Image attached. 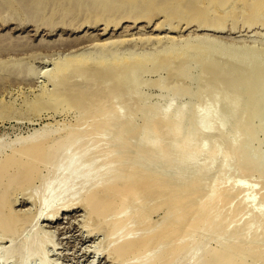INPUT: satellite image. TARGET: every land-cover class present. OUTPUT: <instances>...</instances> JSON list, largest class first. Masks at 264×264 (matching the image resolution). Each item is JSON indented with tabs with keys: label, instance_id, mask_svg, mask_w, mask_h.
<instances>
[{
	"label": "bare ground",
	"instance_id": "bare-ground-1",
	"mask_svg": "<svg viewBox=\"0 0 264 264\" xmlns=\"http://www.w3.org/2000/svg\"><path fill=\"white\" fill-rule=\"evenodd\" d=\"M196 1L197 0H157V1L153 0L152 2H150V0L147 2H145L144 0H127V1L125 0L123 2L117 1V2H115L116 5H120V6L125 7V8H126V6L127 7H130V6L141 7L144 5L145 6L146 5L154 6L155 7L154 9H152V8H150V9L133 8L132 10L129 9L130 11H127L126 13L123 12L126 14L123 16L124 21L133 20L134 22H137V23L139 21L151 22L155 16H161L163 18V21L158 23L156 28L158 30L165 29L166 32L174 33V34H176V36L168 37V35H165V36L156 37L155 40L157 41V43L158 42L161 43V42H163V40H166L168 42V44H167V42L165 43L167 45L161 44L162 46L156 47V49L152 52H139V51H132V50L124 51L121 47L122 44H124V43L119 41V39H118V41H109V42H105V43H102L101 45H99L100 48L96 49L95 51H91V52H87V53H85L84 51L81 53L75 52L74 54H70L69 56H66V58L63 59V61L57 62L55 64V70L52 74L53 77L50 80V83H51L53 88L51 89L48 87V85H44L42 88V94L39 98V101H41L42 103H44L45 101L47 102L49 100L50 101H59V102L60 101L61 102H68L69 104L72 105V107L74 106L75 109L80 110L81 113H80V115H78V116H80V118H77V119H80V121L83 120L84 122L86 121L85 119H89L91 122V123L90 122L89 123L91 124L92 129H89L88 131L85 128H84L85 130L82 128L75 130L73 127H72V129H68L67 128L68 126H67V127H64L65 129L67 128L66 130L61 131V129L60 130L59 129H53L51 126H54V125L50 124L51 129H49V131H48V129L44 131V129H46V127L49 128L48 127L49 125L48 126L44 125L42 128V131L35 130L33 133H31L30 136H27L21 140H19L20 139L19 138L18 139L19 144L17 143L16 144L17 146L16 145H15V147L13 146V148L10 150L11 152H9L7 155H5L3 157L1 156L2 158H0V230L2 231V233H3V231H5V233L9 232V233H12V235H14L15 232H12V230L16 227L13 228V226H19V224H23V222L25 223V220H26L24 217L21 218V220H20L18 215H15L16 212L15 211H14L15 213L12 212V209H13L12 207H14V204H12V202L10 203L9 194L14 187H16L18 184H19L18 186H20V184L30 183L34 178L38 179L36 177H39V176H40L39 178L49 177L48 175L51 172V170L53 169L55 171V169L57 168V167L53 168L54 164H58L57 166H61V165H59V163H56V161L57 160L59 161V159H62L61 162H65L64 157L66 155L69 156L68 150H70L71 148L75 149V147H73L74 145L77 146L75 150L83 149L84 152H82V153H84V154L89 153V150H90L89 146H91V147H93V146L88 145L89 148H85L83 145V147H82L80 144L83 142L81 141V143H80V140L81 139L83 140L85 138L84 136L89 135L88 133H90V132H94V133L96 131L99 132V131H101L100 129H102V131H104L103 129L106 130V128L111 130V127H110L111 125L113 126V124L116 121H120L124 118H125L124 121L122 120L123 123L120 125L121 127L115 126V127H117V129L116 128L114 129V126L112 127L113 130H111V131H113V133H112L114 135V136L112 135L113 139L109 140L107 142L108 144H106V146L104 148L102 147L103 149L100 150L99 153H92V155L94 154V157H92V158H91V155L88 154V155H90L89 159H88V157H86L87 155H85L84 158L81 157L82 160L84 159L83 161H86L85 157L87 158V161H86L87 164H82L85 162L77 161L79 159H77L73 155H70L69 157L66 156V160L68 159L67 163L69 162L68 165H70V163H71V167L70 166L69 167L72 169H70L71 171L69 170V174L66 175L67 177L65 176V181H64L65 182V189L60 194L63 196L67 195V193L71 194L70 192H72V191H70V190H72V188L76 186L75 184H77L79 182H81V183L84 182L85 188H82L83 192L81 191L82 193H81V198H79L80 199L79 202H80V204H82L84 206L83 207L84 209L85 208L88 209V212L90 213V214L88 213L89 215H91V216H92V214L93 215H99L98 217H100L102 214L106 215L107 213L112 212V213H115L117 216H119L118 218H117V216L115 217L117 219V222H118L115 224H119L117 226L114 224L112 219H109L110 221H112V226L115 225L113 227L115 229V231H113L111 233V234H113L112 236L114 237V239L111 238V240H114L113 243L114 242L115 243H114V246L112 245L113 251L111 249L110 252H113V253H111V255L114 254L113 256L115 257L116 261H118V263L116 262L117 264H124L125 261L123 262V260H125V258H127V257H130L131 255L136 256V254H138V256H136V257L147 256V255H144V253H145V251L147 254H148V252H152L149 250H153V252H157L158 254L157 253H155V254H157L158 256L154 254L156 257L153 255L154 256L153 259L148 260V261H150V263H147V264H162L163 261L165 263L166 260L168 261V259L173 258L174 252L178 251V253H179V251L182 252L184 250H187L188 248H189V250H192L195 247V245H199V243L194 242L195 240L191 241L190 235H187V234L190 231H193V229L190 230L191 228H193L192 227L193 225L197 226V224H200L199 222H197V224H194L195 219H201L204 216H206V217L208 216L207 215L208 212L205 210H207L208 208L210 210L211 207L214 206L212 204H211L212 205L211 207L209 206V203L214 202V201H211L212 199H209V198L211 197L214 200V197L216 195H218L217 193L222 192L221 186L223 185V182H224V184L228 183L227 182L229 180L228 178H231V177H229V174L231 173L230 175H232V172H233L232 170L234 168L238 169L240 167L241 170L244 169L245 171L247 170L248 172H251L252 170L251 171L248 170L249 167H251V168L255 167L256 171L258 169L260 172V170L263 169V171L261 173H264V165H262V163L261 164L258 163V161L255 162L256 161L255 158H257V156L264 155V154H261L260 152H258L259 155L256 156L255 153L252 154L253 152L250 153V151L249 152L245 151V149H244V148H246L245 145L242 142H240V141H242L241 140L242 138L239 137L240 135L239 136L237 135V134L241 133L240 131H242V130L245 131L247 129V128L246 129L244 128V127H246L245 126L246 124L243 121L245 118L242 119L241 117H239V115L237 114V113H239L238 110H240V108H241V110H242V108L246 109V110H250L253 107V106L251 107V103H250V102H252L250 100V96H251V92H252L251 87H252V84H255L253 82L257 77L255 74L256 73L255 69L253 67H251V68H252V71L254 69V73H249L248 75L238 74V75H235V76L233 75L230 77L225 76L227 78H224V77L221 78V76H218V77H220V79H218V78L217 79L220 81L223 80V78L225 81L229 80L228 83L226 82L224 84V87L226 84H229L228 88L231 91L230 94H232V95H231V98L225 99L223 102L219 101L220 103H218V102L213 103V106L215 108L213 111L209 110L211 113L209 111H207L209 109V107L205 108L204 111H206V114H209V115L199 113V111H201V109H202L201 107L197 108V109H200L199 111H197L196 107H192L193 109H191L189 112L187 111L188 109L185 108L188 99L191 96H193V94L197 90V86L194 85V82L193 81L190 82L191 79L194 80L193 78H189L190 79L189 81H185V80L189 77V75L192 76L191 74H192L193 70L202 64L205 67H208V68L212 67L213 70H216L217 69V68L215 69V67L217 65L216 64L217 63L216 62V56L219 57V55H220V57H221V54H223L221 48L219 47V44L221 45L222 42L218 43L219 38H217V37L212 38V36H217V35H215V33H224L225 32L224 25L217 23L218 20H213V19H211L212 17H210V15L212 16L213 14H217L216 12L218 11L219 7L218 8L216 7L217 9L216 8L214 9L215 4H217L216 0H208V4H205V5H204V1H201V0H198V2H196ZM7 2H9V1H7ZM226 2L228 4H233L234 6H235L236 2L238 4L237 0H233V1H231V0H228V1L227 0H220L219 3L221 6L219 4L218 5L221 7V9L219 11L223 10L222 6L224 9H227V7L224 6V4ZM229 2H232V3H229ZM240 2H243L241 4H244V2L246 5L249 4L248 7H251L252 5L254 7V4L256 3L255 0H243ZM252 2H255V3H252ZM13 3H15V2L13 1ZM259 3H260V5L259 6L256 5V7H255L256 13H257V11H260L259 9H261L260 7L263 5L262 1H260ZM39 4H40V2L38 3V5ZM38 5H36V6H38ZM43 5H44V3H43ZM233 5L232 6L230 5L231 7L228 6V10L229 9L233 10V8H235ZM242 8H244V7L242 6ZM91 9H93V8H91ZM105 10H107V9H105ZM234 10H236V9H234ZM241 10H244V9H241ZM251 10H252V8H250V12H251ZM239 11L240 10H238V12ZM93 12H95V10H93ZM222 12H224V11H222ZM116 13L117 12H115V14ZM133 13H135L136 15ZM225 13H226V11H225ZM106 14H108V13H106ZM218 14L220 16V13H218ZM222 14H224V13H222ZM233 14H234V12H233ZM110 15L111 14L109 13V16ZM112 15H114V14H112ZM226 15H228V14H226ZM249 15H251V14H249ZM173 16H175V17L177 16V18L179 19L178 20L179 22H177L176 24L168 22L170 17H173ZM215 16H217V15H215ZM105 17H107V16H105ZM196 17H198V18H196ZM262 17H263V15H262ZM223 18H224L223 15H221V19H223ZM243 18H245V17H243ZM214 19H215V17H214ZM225 19L228 20V17ZM183 20H184V22H182ZM258 21H256V22L258 23ZM250 22H248V23H250ZM259 22L264 23V21H259ZM88 23H91V22H88ZM251 23H253L251 25L255 24L254 21H252ZM109 24L110 23H108V22L104 23L106 29L109 28ZM182 24L184 26H182ZM78 26H81V25H78ZM250 26H249V28L252 27V26L251 27ZM255 27H257L256 24H255ZM187 28L188 29L191 28L192 30H190V31L192 33L185 38L181 37L182 34H180V33L184 29H187ZM140 40H142V39H140ZM225 51H224V53H227ZM260 52H262V51H260ZM242 53H243V51H242ZM236 54H238V55L233 57V63H231L233 66H238V64L240 62L239 60H241V57H242L239 55V53H236ZM254 55H256V54H254ZM225 57H226V55H225ZM227 57H229V56L227 55ZM217 59H219V58H217ZM231 59H232V57H231ZM254 59H256V58H254ZM235 60H237L239 62H237ZM244 60L245 59H243V61ZM249 60L250 61H248V60L247 61L251 62V63L253 61H255L253 63H256V60H251V58ZM260 62L259 63L257 62V64H250V65L255 66V65L260 64ZM193 63H196V64H193ZM171 64H175V65H177V67H174V66L172 67ZM219 64H222V63H219ZM169 65H171L170 67L174 68L173 70H176V68L178 70V68H181V67L184 69V67H185L184 65H190L191 67L189 68L188 73L180 72L181 74L176 75V76H172L170 74L171 79L173 80V86L174 87L171 89H167L169 91H167L166 94H163L162 96L158 97V99L153 101L148 106L144 105L145 101H147L146 99L148 98V96L144 95V92L142 94V91H141V93H139V91L142 90V86L144 84H146V85L149 84L147 81L148 79L146 78L147 79L146 80L144 78V76L146 74L152 73L154 70L159 71L160 69L165 68ZM243 65H244V62L240 64V66H239L240 70H241V66H243ZM247 66H243V67H247ZM227 67H229V66H227ZM172 68H170V70ZM233 68H235V67H233ZM262 68H263V65L261 66V69ZM202 69H203V66H202ZM224 69H226V68H224ZM227 69H229V68H227ZM231 69H229V70H231ZM173 70H171V71H173ZM177 70H176V72H177ZM180 70H182V69H180ZM199 70H201V69H199ZM238 70H239V68H238ZM257 70L260 71L259 65H258ZM219 71H221V69ZM216 72H218V71H216ZM220 73H222V72H220ZM235 73L237 74V73H241V72L236 71ZM259 73H257V74H259ZM172 74H176V73H172ZM209 74H211V72ZM219 75H221V74H219ZM241 75H243V76H241ZM202 76H204L203 79L208 77L207 75H206L207 77L205 75H202ZM93 79L95 82L94 83L95 86H94V89L92 90V89H90V87H91L90 85L93 84ZM215 81L218 83L217 80H215ZM90 82H92V84ZM222 82H224V81H222ZM197 84H199V83H197ZM225 88L227 89V86ZM209 89H211V88H209ZM221 89H224V88H221ZM200 90H202V89H200ZM220 91H223V90H220ZM215 92L216 91H214L211 94L215 95ZM221 93H223V92H221ZM138 94H142V95L139 96ZM199 94H201V92ZM209 96L211 97V95H209ZM243 96H245L246 98L245 99L241 98ZM213 98H215V96ZM219 98H220V96H219ZM225 98H227V97H225ZM253 99H256V98H253ZM42 103H41V105H42ZM61 104L59 103V105H61ZM215 104H217V105L215 106ZM50 105H52L54 107V105H56V104L54 102L53 104L50 103ZM57 106L58 105H56L55 107L58 108ZM53 109H55V108H53ZM39 110H40V108H39ZM121 110H123L124 112H122ZM204 111H202V112H204ZM253 111H255V109ZM137 114H142L141 124L139 126L136 125V121H135V116ZM236 115H238V118H236ZM245 116H248V115H245ZM122 117H124V118H122ZM234 117L236 120L234 121L233 129L231 131H226V124L229 121L228 119H230V118L232 119ZM246 119H247V117H246ZM249 119H252V117H250ZM116 123H118V122H116ZM261 124H263V123H261ZM247 125H249V124H247ZM74 126H76V125H74ZM57 127H58V124H57ZM212 129H214V131L216 133V134L214 133L213 137L217 138V140L220 142L221 145H215V146L212 145L211 146L212 141L213 140L215 141V139H212L210 136V132ZM245 132H247V131H245ZM182 133H184L183 137H181ZM199 134H201V137L206 136L205 137L206 139L202 138L205 140L204 141L205 143L199 142L200 141L198 139ZM179 135H181L180 141H178ZM243 136H247V135H243ZM164 137H166L165 138L166 142H165V140H163ZM0 138H2V137H0ZM135 139L141 140L142 141L141 145H143V147L140 148L141 146H138L139 148H137V150L134 149V151H135V152L133 151L134 153H132V154L128 153V155L124 154L125 155L124 156L123 155V153L125 152V151L123 152L124 147H126V145H128V143L129 144L133 143L131 141H133ZM251 139H253V138H251ZM163 142H165V143H163ZM138 143H140V142L138 141ZM215 143H217V142H215ZM246 143H248V142H246ZM224 144H227L226 146L230 145L229 148L230 149L233 148L232 151H234V152H232L233 154L228 157V159L226 158V156L224 157L226 159L222 163L223 164L221 166L222 170H220V171H222L221 172L222 174L225 173L228 176H226V177L224 175L219 176V177H223L224 179H226V180H224V179L220 180L221 182L223 181L222 185H220L218 183H217L218 185L216 184L218 187L220 186L221 189L220 188L219 189L221 191L220 190L219 191H213V190L218 188L217 186H216L217 188L215 187V189H212L211 191L217 192V193L213 194V196L212 195L209 196L208 198L205 197V199H208L207 201L205 199L201 200V201H203V203L206 201L202 207L200 205L194 204L195 206H197L198 209L200 207L203 209V208H205L207 202L209 200L211 201V202L209 201V203L207 205L208 208L204 210L207 213H203L202 212L203 210H201V212L203 214H200L199 211L201 208L199 210H196V208L190 207V204H191V206L193 204L192 202H190V201H192L191 200L192 197L193 198L198 197L197 195L199 194V192H201V194L203 192H205L207 194L206 191H203V192L201 191V190H205L206 188H202L203 185L200 184L202 179L199 178L198 173L200 171L201 175H203L202 173H204V175H205V174L211 172L212 168L216 166V163L218 161L217 159H219L218 157L222 156L221 153H223L222 149L224 148L222 145H224ZM241 145H243L242 146V147H244L243 149H242ZM78 147H80V148L77 149ZM252 147L253 146H251L249 148H252ZM68 148H70V149H68ZM126 148H125V150H126ZM129 148L131 149L130 145H129ZM92 150H95V148L93 147ZM247 150H250V149L247 148ZM258 150H260V147L258 148ZM255 152H256V150H255ZM111 153H113V157H112ZM84 154H81V155L83 156ZM95 154H98V155L96 156ZM99 154L101 155V157L102 156L107 157L108 155H111L110 159L113 160V163H111L112 161H110V159L108 158L110 162H109V164H107L108 159L106 158V160H105L102 157L104 159V161L107 162V163L105 162V165L109 166V167L108 168L104 167L105 165L103 163V160L99 162L100 164L97 163V165H96L95 162L99 161V159L96 157L101 158ZM200 155H203L209 161V163H207L208 165L206 164L208 166V168H206L207 166L203 165L206 168V169H204L205 171L201 167L202 166L201 164H204V163L201 162V164H200V163H197L195 160ZM62 156H63V158H61ZM153 156L157 157L158 161L163 163L161 166H163V165H165V163H167L168 166L165 165V167H168V169L173 168V166H171V165H174V164L176 165V166L174 165L175 168H181L182 166H180V167H177V166H179L180 163L183 164L182 169H177V170H180V171H178V173L175 172L176 174L174 173L175 175L173 177H169V178H173L172 179L173 181H171L172 183L170 181H168L169 184H171V185L166 184V183H168L166 181L165 185H168V188L166 187L165 189H162L163 187L161 188V186H162V183H161V186L159 188L155 189L156 186H159V185L155 186V184H156V182H158V180L161 179V182H163L162 179L165 180V179H167V176H170L173 174L168 175L169 173L167 174V172H169V171H167V172L164 171L166 174L164 172H162V174H158V172H157L158 167L156 166L157 165L156 162L150 163V164H152V166L148 163L149 161L143 163V161H142L143 158L146 159V161L149 158V160L151 162L150 157L152 158ZM155 157H153V158H155ZM201 157L202 156H200L199 160L203 161L204 157L202 158L203 160L201 159ZM222 158H223V156H222ZM182 160H184V161H182ZM154 161H157V160L153 159L152 162H154ZM263 161H261V162H263ZM76 162H79L81 164L80 165L76 164V165H78V167H77L76 165H74ZM236 162H238V163H236ZM233 163L237 164V166L239 164V167L237 168V166H236V167L232 168ZM256 163H258V164H256ZM263 164H264V162H263ZM41 165H44V168L48 167L47 165L51 166V168L49 167L50 168L49 170L47 168L48 173H47V175L44 174L45 176H43V174H40V173H42L41 172L42 168H40V167H43ZM153 165H155V167ZM159 165L160 164H158V166ZM169 166H171V167H169ZM92 167H94V170H95L94 173L91 170ZM165 167H164V170L166 169ZM76 168H79V170ZM201 169H202V171H201ZM39 171H40V173H39ZM91 172L93 174H91ZM248 172H247V174H248ZM38 174H40V175L38 176ZM262 175H264V174H262ZM41 176H43V177H41ZM196 176H198V177H196ZM215 176H216V174H215ZM183 177L189 178L188 184L186 186H184V184L181 183L182 186H180V185L177 186V184L179 183V181L181 182V179ZM206 177H208V176H206ZM219 177H218V179H220ZM46 178H45V181L49 180ZM55 178H57V176ZM55 178H54V180H55ZM185 178H183V179L185 180ZM194 178H199L200 180H197V179L194 180ZM218 179H216V180H218ZM167 180H170V179H167ZM203 180L206 181V179H203ZM43 181H42V183L45 182V181L44 182ZM42 183H41V185L43 186ZM185 183H187V182H185ZM253 184H255V183H253ZM226 185H228V184H226ZM183 186H184V188H182ZM243 186L245 187L246 185L239 184L237 186L239 188L238 191L240 190V188H243ZM179 187H181L182 189ZM211 187H213V186H211ZM235 187H236V185H235ZM252 188H254V187H252ZM157 189L164 190V191H160ZM41 190L42 189H40V191ZM231 190L232 189H230V192H231ZM223 191H224L223 193L227 192V190H225V189H223ZM230 192H229V194L232 193V192L231 193ZM223 193H220L219 198L225 197V196H221V195H225ZM195 194H197V195L195 196ZM60 195H59V197H60ZM137 195H139V196L142 195V199H143V201L140 199L141 201L140 202L138 201V204H136L137 203L136 200H138V199H136L135 201L133 200L134 198H137L136 197ZM63 196H61V197L63 198ZM59 197H56V200ZM68 197H69V195L67 196V198ZM149 197H155L156 199L161 198L162 201L164 200L163 203H161V204L157 203L159 205H157L151 209V213H152L151 215L152 216H153V214L158 213V211L161 212L162 209L164 210V212L162 211L164 214L162 216V220L164 222L161 225H158L159 224L158 220L161 218L157 219V222H158V224L156 222L157 226L150 227V225L151 226L154 225V224H150L152 222L151 219H150V221H147L148 223L145 224V221L150 217V214H148L146 212L147 215H149V217L146 219V214L143 210L145 209V207L148 208V206H146V205H147V201H148L147 198H149ZM163 197L164 198L166 197L167 199L166 198L162 199ZM62 198L61 199L59 198L60 202H61V200H65V201L67 200V199H65V197L63 199ZM215 198L216 199H215V202L213 204H216L218 201H220V203H217L216 206L214 208H212L214 211L212 210L213 213L211 212L212 214L210 215L209 218L204 217L206 220H209L208 227L206 228V231H207V229L211 228L209 226L211 225V223H213L216 220V219L214 220V218L217 217V215L220 213V211H222V208H225V207H222L224 205L221 202H223V199H228V195L226 198H223V199H219L218 196ZM69 200H67V201H69ZM52 201H54V200H52ZM67 201H66V203L62 204V207H60L61 209L64 207L65 208L69 207L68 204H70V203H67ZM133 201H134V204H136L138 206L134 205L132 203ZM247 202H248V200H247ZM254 202L256 203V201H254ZM199 203H200V201L196 204H199ZM224 203H225V201H224ZM255 203L253 205H256ZM132 204H133V206H132ZM39 205H40L39 210H37L38 212L35 215H31L32 216V219H31L32 222L40 219L45 214V210H43V208L41 207V203ZM178 206H182V208H184V209L186 208L188 210V211H186L187 213L182 212V214H181V210L178 209ZM198 206H200V207H198ZM220 208H221V210H220ZM250 209H253V208H250ZM253 210L256 211L255 209H253ZM59 211H60V209L58 211H56L51 218H50V216H48L47 220L48 221H54V219L57 218ZM147 211H149V210H147ZM196 211H198L201 218L199 216H197V218H194L195 217L194 215L197 213ZM143 212L145 214L144 215L145 218L142 214ZM234 212H236V213L231 215L233 217V220H236L235 219L236 217L242 215V214H240V215L237 214V212H239V211H234ZM193 213H195V214H193ZM249 213L250 214L245 215V217L251 215V212H249ZM201 215H203V216H201ZM114 216L115 215H112V217H114ZM192 216H194V217H192ZM253 216H255V215H253ZM253 216L251 215L250 217H253ZM95 217H97V216H95ZM241 218L238 217V219L242 220ZM248 218H246V219H248ZM256 218L258 221L264 220V214H259L258 217L256 216ZM98 220H100V218ZM233 220H231V221H233ZM197 221H202V220H197ZM217 221L219 222V220H217ZM253 221L254 222L251 221L253 224L257 223V222H255V220H253ZM205 222H201L202 224L200 226H202L203 224L204 225L207 224V222L206 223ZM215 222L213 223L215 225V227H224V228L227 227L225 225L219 226L217 224V222L216 223ZM238 222L239 221H237L236 225L239 224ZM247 222H250V221H247ZM148 224H150L149 225V229L151 228L150 232L147 231V229L146 230L144 229V228H148L147 227ZM241 224H243V223H241ZM103 225H102V227H103ZM106 225H107V223H106ZM248 225H250V224H248ZM144 226H146V227H144ZM200 226H198V227H200ZM115 227H117V228H115ZM142 227H144V228H142ZM204 227H206V226H203L202 228H204ZM215 227L213 226L212 229L214 230ZM239 227H240V225H239ZM239 227H237V228H239ZM228 228L229 227H227V229H226L227 233L231 227L229 229ZM100 229H102V228H100ZM198 229L199 228H197L196 231H198ZM212 229H211V232H213ZM219 229L223 230V228H219ZM243 229H245V228H243ZM140 230H141V233H140ZM234 230H235V228L230 229V231L232 232V233H230V231H229L228 234H230V235L223 232L225 230L222 231L223 233H225L226 236L228 235L231 238L232 237L234 238V240L232 242L229 241V243L226 246H224V247L222 246V248L219 250L213 249L214 251L213 250L208 251V250H206L208 248H205V247L201 248V246H200V248L203 249L202 252L198 251L200 249H198V250L193 249L191 251V253L189 255H187V257L185 258V262L183 264H264V251H263V253L260 252L261 254L259 252H257L259 254L258 255L255 254L257 256L254 257V259H251L249 261L246 258H244L243 256H241L238 259H235L236 258L235 256H234L235 258L233 256H231V253H233V250H235V247L239 245V243H237L238 235L236 236L238 230L237 231H234ZM247 230H249V228ZM251 230H249V231H251ZM142 231H144V232H142ZM146 232H148V233H146ZM207 232H210V231H207ZM218 232H219V234L221 233L220 231H218ZM108 233H110V232H108ZM190 233H194V232H190ZM244 233H246V232H244ZM186 236L187 237L189 236V240L186 239L187 238ZM9 237H11V236H9ZM194 239H196V238H194ZM256 239L259 240L258 237ZM256 239H254L255 242L258 241ZM200 242H203V241H200ZM251 242L252 241H250V243ZM26 243H25V245H23L22 249H26L27 247L30 248V246L32 245L33 242H30L28 244H26ZM12 244H14V243H12ZM12 244L10 246H8L7 248H5L2 251L3 253L1 252L2 257L5 258V257H8L10 254H12V255L14 254L15 251H14ZM248 244H247V246H248ZM254 244L255 243L252 242L251 244H249L248 248L255 247ZM244 246H246V245L244 244ZM255 248H258V247H255ZM255 248H253L251 250H254ZM239 250H241V249H239ZM260 251H262V250H260ZM40 255H42V254L40 253ZM148 256H152V254L148 255ZM236 256H238V255H236ZM147 258L150 259V257H147ZM127 260H130V258ZM127 260H126V262H127ZM173 260L174 259L169 260L170 262L166 263V264H176ZM145 263L146 262H144V264ZM137 264H142V262L140 261Z\"/></svg>",
	"mask_w": 264,
	"mask_h": 264
},
{
	"label": "rangeland",
	"instance_id": "rangeland-1",
	"mask_svg": "<svg viewBox=\"0 0 264 264\" xmlns=\"http://www.w3.org/2000/svg\"><path fill=\"white\" fill-rule=\"evenodd\" d=\"M7 1H9V2H7ZM13 1L15 3H13ZM117 1L123 2L125 0H103V1L102 0H0V137H2V138H0V158H2L3 156H5L9 152H11L10 150L13 148V146L15 147V145L17 143L19 144V140H21L27 136H30L31 133H33L35 130L42 131V128L44 125L45 126L49 125L48 126L49 128L46 127V129H44V131L47 129L49 131V129H51V127L53 129H59V130L61 129V131L66 130L67 128L72 129V127L75 130H77L79 128H82V129L85 128L87 131L89 129H92L91 124H90L91 122L89 119H85L86 120L85 122L83 120H82L83 121L82 122V121H80V119H77V118H80V116H78L81 113L80 110L75 109L74 106L72 107V105L69 104L68 102H61V101L59 102V101H50L49 100L47 102L45 101L46 103L44 102L45 103L44 104L41 101H39V98L42 94V88L44 85H48V87L51 89L53 88L51 83H50V80L53 77L52 74L55 70V64L57 62L63 61V59H65L66 56H69L70 54H74L75 52L81 53L84 51L85 53H87V52L95 51L96 49L100 48L99 45H101L102 43L109 42V41H118V39H119V41L124 43L121 46L124 51L132 50V51H139V52H152L156 49V47H160L167 42L166 40H163V42L157 43V41L155 40L156 37L165 36V35H168V37L176 36V34H174V33L166 32L165 29L158 30L156 28L158 23L163 21V18L161 16H155L151 22L139 21L137 23V22H134L133 20L124 21L123 16L126 15L125 13L127 11H130L133 8H139V9H141V8L142 9L152 8V9H154L155 8L154 6H152V5L151 6H149V5L145 6L144 5L141 7H137V6L136 7H134V6L127 7L126 6V8H125V7H122L120 5H116L115 2H117ZM144 1L147 2L149 0H144ZM152 1L153 0H150V2H152ZM154 1H157V0H154ZM201 1H204V5L208 4V0H201ZM231 1H233V0H231ZM237 1H238V4L236 2L235 6L233 4H228L226 2L224 4V6H226L227 9H224L222 6L223 10L219 11L221 9V7H220L221 5L219 3L220 0H216L217 4H215L214 9L216 7L217 8L219 7L218 8L219 12L217 11L216 12L217 14H213L212 16L210 15V17H212L211 19H213V20H218L217 23L223 24L225 27V32L224 33H215V35H217V36H212V38L217 37L220 40V41L218 40V43L222 42L221 45L219 44V47L221 48L223 54H221V57H220V55H219V57L216 56V62H217L216 63L217 65L215 64L216 65L215 69L217 68L216 70H213L212 67H210V68L205 67L203 64L200 66L198 65L199 67H197V68L195 67L196 69L193 70V72L191 74L192 76L189 75V77L185 80V81H189L190 80L189 78H193L194 80L191 79L190 82L193 81L194 85L197 86L196 92L193 94V96H191L188 99L185 108L188 109L187 111L189 112L191 109H193L192 107H196V109L198 107H201L202 109L203 108L204 109L203 110L201 109V111H199L200 109H197V111H199V113L209 115V114H206V111H204L205 108L209 107V109L207 111H209V110L213 111L215 108L213 106V103H216V102L220 103V102H223L225 99L231 98L232 94H230L231 91L228 88L229 84L225 85V87L227 86V89L229 91L224 87V84L226 82L228 83L229 80L225 81L224 78H227V77H230L233 75L235 76L238 74L248 75L249 73H254V69H255V72H256L255 74L257 77L253 82L255 84H252V87H251L252 92H251L250 100L252 102L249 101L251 103V107L253 106L252 107L253 109L250 107L251 108L250 109L251 111H250V110H246L243 108L241 110V108H240V110H238L239 113H237L239 115V117H241L242 119L245 118L243 121L246 124L245 125L246 127H244V128L245 129L247 128L245 130L247 132L242 130V131H240L241 133L237 134V135L238 136L240 135L239 137L242 138L241 139L242 141H240V142H242L246 147V148H244V147H242L243 145H241L242 149L244 148L245 151H247V152L250 151V153L253 152L252 154L255 153L257 156V155H259L258 152H260L261 154H264V72H263L264 71V25H263L264 23L259 22V21H264V0H258V1L255 0V2L257 1L258 3L252 2V3H255L254 7H253V5L251 7H248L249 4L247 3L248 5H246L245 2H244V4L246 6L244 4H241L243 2H240V1H243V0H237ZM260 1H262L263 5L260 7L261 9H259L260 11H257V13H256L255 7H256V5H258V6L260 5V3H259ZM39 2H40V4L38 5ZM196 2H198V0ZM43 3H44V5H43ZM229 3H232V2H229ZM36 5H38V6H36ZM230 5L231 6L233 5L235 8H233V10L232 9L228 10V6H230ZM242 6L244 8H242ZM91 8H93V9H91ZM250 8H252L251 12H250ZM105 9H107V10H105ZM234 9H236L237 11ZM241 9H244V10H241ZM93 10H95L96 13L93 12ZM238 10H240V11L238 12ZM222 11H224V12H222ZM225 11H226V13H225ZM115 12H117V13L115 14ZM123 12H125V13H123ZM233 12H234V14H233ZM106 13H108V14H106ZM109 13L111 14L110 16H109ZM218 13H220V16ZM222 13H224V14H222ZM112 14H114V15H112ZM133 14H135V13H133ZM226 14H228V15H226ZM249 14H251V15H249ZM215 15H217V16H215ZM221 15H223V17H224L223 19H221ZM262 15H263V17H262ZM105 16H107V17H105ZM214 17H215V19H214ZM227 17H228V20L225 19ZM243 17H245L246 19ZM196 18H198V17H196ZM178 20L179 19L177 18V16L176 17L173 16V17H170L168 22L176 24L177 22H179ZM250 21L251 22L254 21V23L256 21H258L259 24L256 22L255 24L257 27H255V24L251 25L253 23H251ZM88 22H91V23H88ZM107 22L110 23L108 29H106L105 25H104V23H107ZM182 22H184V20ZM248 22H250V23H248ZM78 25H81V26H78ZM182 26H184V25L182 24ZM249 26L251 28H249ZM190 30H192V29L191 28L184 29L180 33V34H182L181 37L185 38L188 35H190L192 33ZM140 39H142V40H140ZM167 44H168V42H167ZM167 44H165V45H167ZM224 51L227 53H224ZM242 51H243V53H242ZM260 51H262V52H260ZM236 53H239V55L243 57V58L241 57V60H239V61L241 63L244 62L243 66L248 65L247 67L241 66V70H240L239 66L241 63L239 61H237L238 59L235 60V61L239 62V64L236 62L238 64V66H233L231 64V63H233V57L238 55ZM254 54H256V55H254ZM225 55H226V57H225ZM227 55L229 57H227ZM231 57H232V59H231ZM217 58H219V59H217ZM250 58H251V60H256V63H253L255 61H253L252 63L248 62V61H250L249 60ZM254 58H256V59H254ZM243 59H245V60L243 61ZM257 62L258 63L260 62V64H258L260 66V71L257 70L258 65H255V66L250 65V64H257ZM219 63H222V64H219ZM193 64H196V63H193ZM171 65H172V67L173 66L177 67V65H175V64H171ZM171 65H169L165 68H162L159 71L154 70L152 73L146 74L147 76L146 75L144 76L145 79L146 78L148 79V80L147 79L146 80L149 83L148 85L144 84L142 86V90L139 91V93H141V91H142V94L144 92V95L148 96V98L146 99L147 101H145L144 105L148 106L153 101L158 99V97L162 96L163 94H166L167 91H169L167 89H171L174 87L173 86V80L171 79V75L176 76V75L181 74L180 72L188 73L189 68L191 67L190 65H184L185 66L184 69L181 67V68H178V70H177V68H176V70H177V72H176V70H173L174 68L170 67ZM262 65H263V68H262L263 70L261 69ZM202 66H203V69H202ZM227 66H229V67H227ZM232 66L235 68H233ZM251 67L254 68L253 71H252ZM170 68H172L171 70H173V71H171ZM224 68H226V69H224ZM227 68H229L231 70H229ZM238 68H239V70H238ZM180 69H182V70H180ZM199 69H201V70H199ZM220 69H221V71H219ZM216 71H218V72H216ZM236 71L237 72L240 71L241 73L236 74L235 73ZM210 72H211V74H209ZM220 72H222V73H220ZM172 73H176V74H172ZM226 73L227 74L229 73V74L227 75ZM257 73H259V74H257ZM219 74H221V75H219ZM202 75L208 76V77L206 76L207 77V78H205L206 80L203 79L204 76H202ZM218 76H221V78L224 77L223 80H221V81L218 80V79H220V77H218ZM225 76H227V77H225ZM241 76H243V75H241ZM215 80H217L218 83ZM222 81H224V82H222ZM90 83L92 84V82H90ZM94 83L95 82L93 79V84L90 85L91 87L89 86L90 89H92V90L94 89V86H95ZM197 83H199V84H197ZM209 88H211V89H209ZM221 88H224V89H221ZM200 89H202L204 92ZM220 90H223V91H220ZM214 91H216L215 95L211 94ZM200 92H201V94H199ZM221 92H223V93H221ZM142 94H138V95L141 96ZM209 95H211V97ZM214 96H215V98H213ZM219 96H220V98H219ZM225 97H227V98H225ZM241 98L245 99L246 97L243 96ZM253 98H256V99H253ZM54 102L56 105H58L57 106L58 108L55 107L56 105H54V107L52 105H50V103L53 104ZM41 103L43 106L41 105ZM59 103L60 104L62 103V104L59 105ZM216 105L217 104H215V106ZM39 108H40V110H39ZM53 108H55V109H53ZM254 109H255V111H253ZM121 111L124 112L123 110H121ZM202 111H204V112H202ZM238 115H236V118H238ZM245 115H248V116H245ZM246 117H247V119H246ZM250 117H252V119H249ZM122 118H124V117H122ZM141 118H142V114H137L135 116V121H136L137 126H139L141 124ZM124 119H122V120L124 121ZM122 120L116 121V122H118V123L115 122L117 125L115 123L113 124L114 129L115 128L117 129V127L123 123ZM228 120L229 121L226 124V131H231L234 127V121L236 119L234 117V118H232V119L230 118ZM261 123H263V124H261ZM50 124H53L54 126H51ZM57 124H58V127H57ZM247 124H249V125H247ZM74 125H76V126H74ZM113 126L112 125L110 126L111 130H113L112 129ZM115 126H117V127H115ZM64 127H67V128L65 129ZM107 129L108 128H106V130L103 129L104 131H102V129H100L101 131H99V132L96 131L99 135L96 132L95 133L90 132V133H88L89 135L84 136L86 139L83 137L84 139L80 140V143H81V141L83 142L81 144L79 143L82 147H83V145L85 148L90 147L89 153H87V152H86L87 154L82 153V152H84L83 149L75 150L77 146L74 145L73 147H75V149L71 148V147H70L71 149L68 148V149H70V150H68L69 152L67 151L69 156L73 155L74 157L79 159L77 161L85 162L82 164H87L86 163V161H87L86 157H88V159L90 158V155H91V158L94 157V154L92 155V153H99L100 150H102L106 146V144H108L107 142L109 140L113 139L112 138L114 136L112 134L113 131H111L110 129H108V130ZM214 133H215V131H214V129H212L210 132V136L212 139H215V141L214 140L212 141L211 146L212 145L213 146L221 145L220 142L217 140V138L213 137ZM201 134H199V136H198L199 137L198 139L200 140V141L199 140L198 141L201 143L202 142L205 143L204 142L205 140L202 138H205L206 136L201 137ZM243 135H247V136H243ZM180 136L181 135H179L178 141L181 140L180 138L184 136V133H182L181 137ZM165 138L166 137H164L163 140H165V142H166ZM251 138H253V139H251ZM136 140L137 139L131 141L133 143H130V144L128 143V145H126L127 148L124 147V150L122 149L123 152L124 151L126 152V153L124 152L123 155L124 154L128 155V153L129 154L134 153L135 152L134 149L137 150V148H139L138 146H141L140 148L143 147V145H141L142 141L141 140L136 141ZM138 141L140 143H138ZM165 142H163V143H165ZM215 142H217V143H215ZM246 142H248V143H246ZM88 145H92L95 148V150H92L93 147H91V146L88 147ZM129 145H130L131 149L129 148ZM226 145L227 144L222 145L224 147V148L222 147L223 153H221L223 158H222V156L218 157L219 159H217L218 161L216 163V166L212 168L211 172H209L205 175H204V173H202L203 175H201V172L199 171V173H198L199 178L202 179L200 184L203 185L202 188L207 189V190L205 189V190H201V191L202 192L206 191L207 194L205 192H203L202 194H201V192H199L198 195L195 194V196L197 195L198 197H194V198L192 197V199H191L192 201H190V202H192L193 204H192V206L190 204V207H194V208H196V210H199L205 204V202L208 200V199H205V197L208 198L211 195L213 196V194L217 193V192H213V191H219L221 189L220 186L218 187L217 185L218 184L222 185L223 181L221 182L220 180L224 179V178L219 177V176L220 175L221 176L224 175L225 177L228 176L225 173L222 174L221 173L222 171H220V170H222V168H221V166L223 165L222 163L226 158L228 159V157L233 154L232 152H234V151H232L233 148H231V149L229 148L230 145L229 146H226ZM251 146H253L254 148L253 147L249 148ZM80 147H78L77 149H79ZM259 147H260L261 151L258 150ZM125 148H126V150H125ZM247 148L250 150H247ZM255 150H256V152H255ZM81 154H84V155L82 156ZM88 154H90V155H88ZM111 154L113 157V153H111ZM85 155H87L85 157L86 161H83L84 159L82 160V158H84ZM95 155L97 156L98 154H95ZM66 156H68V155H66ZM66 156L64 157L65 162H61L62 159H59V161L58 160L56 161V163H59V165H61V166H57L58 164H54L53 168L54 167H57V168L55 169V171L53 169L51 170V172L48 175L49 177L46 178L43 176L47 175V173H48L47 168L49 170L51 168V166L47 165L48 167L44 168V165H41V166H43V167H40V168H42V171H41L42 173H40V171H39V173L43 174V176H41L43 178H39L40 174H38L39 177H36L38 179L34 178L30 183L20 184V186H18L19 185L18 184L16 187H14L11 190V192L9 194V201H10V203L12 202V204H14V207H12L13 208L12 212L15 211L16 212L15 215H18L20 220L23 217L26 220H25V223L23 222V224H19V226H13V228L16 227L12 230V232H15L14 235H12V233H9V232L5 233V231H3V233H2V231L0 230V264H117L118 263V261H116L115 257L113 256L114 254L111 255V253H113V252H110V250L113 248L114 243H115V242L113 243L114 240H111V238L114 239V237L112 236L113 234H111V233L113 231H115V229L113 227L115 225L116 226L119 225V224H115V223H118L117 219L115 218L117 215L115 213H112V212H109L106 215L102 214L100 217H98L99 215H93V214H92V216L89 215L90 213L88 212V209H86V208L84 209L83 208L84 206L82 204H80V202H79V200H80L79 198H81V193L83 192L82 188H85L84 182H82V183L79 182V183H77L78 185L75 184L76 186L73 187L72 190H70V191H72V192H70L71 194L67 193V195H64V196L60 195L61 192L65 189V182H64L65 176L67 174H69V170L72 169V168H70L71 163H70V165H68L69 162L67 163L68 159L66 160ZM110 156L111 155H108L107 157H103V156L102 157L106 160V158L110 159L111 158ZM200 156H202L201 159L204 157L203 155H200ZM200 156L197 157L195 160L197 163H200V164H201V162L204 163V164H201L202 165L201 167L204 170V169L208 168L207 163H209V161L205 157H204V160L202 159L203 161H200L199 160ZM225 156H226V158H224ZM100 157H101V155H100ZM102 157L101 158L96 157L99 159V161L95 162L96 165H97V163L100 164L99 162L102 160H103V163L105 165L106 161H104V159ZM153 157H155V156H153ZM153 157L152 158L150 157L151 162H150L149 158L147 159V161H146V159L143 158L142 161H143V163L149 161L148 162L149 164L156 162V164H157L156 166L158 167L157 168L158 174H162V172H164V171H166V172L169 171V172H167V174L169 173L168 175L173 174V175L167 176V179H170V180L162 179L163 182H161V179L158 180V182H156L155 186L156 185H159V186H156L155 189L159 188L161 186V183H162L161 188L163 187L162 189H165L166 187L168 188V185H165L166 181L167 182L173 181L172 180L173 178H169V177H173L176 173H178V171H180V170H177V169H182L183 164H181V163H180V165L178 164L179 166H177V167L182 166L181 168H175L176 165L174 164L175 166L171 165V166H173V168L168 169V167H165V165L168 166L167 163H165V165L161 166L163 163L159 162L157 157H155V158H153ZM61 158H63V156ZM109 159L107 160L108 163L107 162L106 163L109 164L110 161H112L111 163H113V160L110 159V161H109ZM153 159H156L157 161L152 162ZM255 160H256L255 162L258 161V163H260V164L262 163V165H264L263 164L264 155L257 156V158H255ZM182 161H184V160H182ZM261 161H263V162H261ZM79 162H76L74 165H76V164L80 165L81 163H79ZM236 163H238V162H236ZM258 163H256V164H258ZM158 164H160V165L158 166ZM234 164L235 163H233L232 168L237 166V164H235V165ZM78 165H76V166L78 167ZM150 165L152 166V164H150ZM203 165H205L207 167L205 168V166H203ZM153 166L155 167V165H153ZM171 166H169V167H171ZM104 167L108 168L109 166L105 165ZM164 167L166 168L165 170H164ZM238 167H239V164H238L237 168ZM76 169L79 170V168H76ZM202 169H201V171H202ZM238 169L234 168L232 170L233 171L232 175H230L231 173L229 174V177H231V178H228L229 179L227 181L228 183H226L228 185L224 184V182H223V185L221 186L222 192H220V193L224 192L223 189L227 190V192H226L227 194L223 193L225 195H221V196H225L223 198H226L228 195V199L219 198V195H220L219 192L217 193L218 195L215 196V197L218 196L219 199H223V202H221V203H223V205H224L222 207H225V208H222V211H220V213L217 215V217L218 218L220 217V218L218 219L217 217H215L214 220L216 219L215 221L217 222V224L219 226L225 225L229 228L231 227L230 229L235 228L234 231L238 230L236 236L238 235L237 243H239V245L238 244L237 245L239 247L238 246H236L237 248L235 247V250H233V253H231V256H233V257L235 256L236 257V258L234 257L235 259H238L241 256H243L244 258H246L249 261L251 259H254V257H256L260 252L263 253V251H264V233H263L264 232V220L258 221L256 218V216L258 217L259 214H264V199H263L264 198V175H262L264 173H261L263 171V169L260 170V172H259L258 169H257V171L255 170L256 169L255 167H253V168L249 167L248 170H250V171L252 170L251 172H248L246 170L249 175L247 174V172L244 169H242L244 172L240 169V167ZM91 170L94 173V171H95L94 167H92ZM93 173L91 172V174H93ZM215 174H216V176H215ZM56 176H57V178H55ZM206 176H208V177H206ZM196 177H198V176H196ZM218 177L220 179H218ZM45 178L49 179V180L45 181ZM54 178L56 181L54 180ZM183 178H185V177H183ZM183 178L181 179V182L179 181L177 186L178 185L182 186V184H184V186H186L188 184L189 178H185V180ZM199 178H194V180L195 179L200 180ZM203 179H206V181ZM216 179H218V180H216ZM224 180H226V179H224ZM42 181L44 183H42ZM185 182H187V183H185ZM41 183L43 184V186L41 185ZM253 183H255V184H253ZM166 184H169V182ZM239 184H244L246 186L245 187L243 186V188H240V190L238 191L239 188L237 186ZM169 185H171V184H169ZM235 185H236V187H235ZM184 186L182 188H184ZM211 186H213V187H211ZM215 187L217 189H215ZM252 187H254V188H252ZM179 188H181V187H179ZM40 189H42V190L40 191ZM212 189H215V190L211 191ZM230 189H232L231 190L232 193L230 192ZM157 190H160V189H157ZM160 191H164V190H160ZM229 192L231 194H229ZM59 195H60V197H59ZM68 195H69V197L67 198ZM61 196H63V198L65 197V199H67V200L70 199L69 201L66 200L67 203H70V204H68L69 207H66V208L64 207L62 209L60 208V207H62L63 203H66L65 200H61V202H60V199L62 198ZM56 197H59L60 199L57 198V200L59 199L57 201ZM136 197L137 198L133 199L134 201L136 199H138V200H136L137 203L135 202L136 204H138V201L139 202L141 200L143 201L142 195L141 196L137 195ZM215 197H214V200L211 197L209 199H212L211 201L215 202V199H216ZM165 198L163 197L162 199H165ZM157 199L155 197L147 198L148 201H147L146 206H148V208L145 207V209L143 210L146 214V219L149 217V215H147V213L150 214V217L147 220L145 219L146 220L145 224L148 223L147 221H150V219L153 223L152 222L151 223L149 222V223L154 224L152 226L150 224H148L147 225L148 228H144L146 226L142 227L145 230L147 229V231H149V232L151 231L150 230L151 228L149 229V225H150V227L157 226L156 225L157 219L161 218L158 220L159 224L157 222L158 225H161L164 222L162 220V216L164 215L163 209H162L163 212L158 211V213L153 214V216L151 215L152 214L151 209L153 207L163 203V201H164V200L162 201L161 198L160 199L157 198ZM203 199L206 200V201L204 200L205 201L204 203H203V201H201ZM52 200H54V201H52ZM247 200H248V202H247ZM253 200L256 201V203ZM134 201L132 202L133 204H134ZM199 201H200V203L196 204ZM209 201L207 202L205 208H203V209L201 208L199 211L200 214L208 212L207 213L208 218L210 217V215L214 211L212 208H214L217 203H220V201H218L216 204H213L214 202L210 201L211 203H209ZM224 201H225V203H224ZM40 203H41V207L43 208V210H45V214L40 219L32 222L31 221V219H32L31 215H35L38 212L37 210H39V206H40L39 204ZM157 203H159V204H157ZM208 203H209L210 207L212 205H214L213 207H211V209H210L211 211L207 207ZM254 203L256 205H253ZM133 204H132V206H133ZM136 204H134V205H136ZM194 204L200 205L201 207L198 206V207H200L198 209L197 206H195ZM136 206H138V205H136ZM250 208H253L256 211H254L253 209H250ZM59 209H60V211L58 213L57 218L54 219V221H48L47 217L50 216V218H51L54 215V213L56 211H58ZM178 209L181 210V214H182V212L187 213L186 211H188L186 208L185 209L182 208V206H178ZM205 209H207V210H205ZM147 210H149V211H147ZM201 210H203L202 211L203 213L201 212ZM204 210L207 212H205ZM220 210H221V208H220ZM234 211H239L240 213L237 212L238 215L242 214L240 216L237 215L240 218L242 217L241 218L242 220L238 219V217L235 218L236 220H233V217L231 215L236 213ZM144 212L142 213L143 216L145 215ZM196 212L198 213V211H196ZM249 212H251L252 216L253 215H255V216L250 217L251 215H249V216L245 217V215L250 214ZM193 214H195V213H193ZM196 214L194 215L195 217L194 216H192V217H194V218H197V216L200 217L199 213L197 215ZM112 215H115V216L112 217ZM95 216H97V217H95ZM201 216H203V215H201ZM118 217L119 216H117V218ZM204 217L207 218L206 216H204ZM204 217H202V218L200 217L201 219H195L194 220V222H195L194 224H197V222L200 223V224H197V226L195 225L197 228H199L198 231H196L197 228L193 225L192 226L193 228L190 229V230L193 229V231H190V232H194V233L189 232L187 234V235H190L191 241L195 240L194 242L199 243V245H195V247L193 249H195V250L200 249L198 251H201V252L203 250L201 248H203V247L208 248V249H206L208 251L213 250V249L219 250L222 248V246L223 247L226 246L229 243V241L232 242L234 240L233 237L231 238L230 236H228V235H230V234H228L230 229L228 228L229 231L227 233V230H226L227 227H225V228L224 227H215V225L213 224L215 221L213 223H211V225L209 226L211 228L207 229V231H210V232H207L206 228L208 227L209 220H206ZM99 218H100V220H98ZM144 218H145V216H144ZM246 218H248V219H246ZM109 219H112L115 225L112 226V221H110ZM197 220H202V221H197ZM217 220H219L220 223ZM231 220H233V221H231ZM253 220H255V222H257L258 224L257 223L253 224L252 223V222H254ZM205 221L207 222V224H205V225L203 224L202 226H200L202 224L201 222H205ZM237 221H239L238 225H236ZM247 221H250V222H247ZM106 223L108 226L106 225ZM241 223H243V224H241ZM248 224H250V225H248ZM102 225H103V227H102ZM239 225L241 228L239 227ZM198 226H200V227H198ZM203 226H206V227L202 228ZM213 226L215 227L214 230L212 229ZM237 227H239V228H237ZM100 228H102V229H100ZM115 228H117V227H115ZM219 228H223V230H225V231H223L222 229H219ZM243 228H245V229H243ZM248 228H249V230H251V229L252 230L249 231V230H247ZM211 229L213 232H211ZM218 231H220L221 233L219 234ZM222 231L228 235L226 236L225 233H223ZM231 231H230V233H232ZM108 232H110V233H108ZM142 232H144V231H142ZM244 232H246V233H244ZM140 233H141V230H140ZM146 233H148V232H146ZM9 236H11V237H9ZM257 237L259 238V240L256 239ZM194 238H196V239H194ZM186 239L189 240V236ZM254 239H256L258 241L255 242ZM200 241H203L204 243L200 242ZM250 241L254 242L256 244V245L254 244V246L258 247V248H255V247L248 248L249 244L252 243V242L250 243ZM30 242H33L32 245L30 246V248L27 247L26 249H22V247H23V245H25V243L28 244ZM12 243H14V244H12ZM11 244L13 245V248L15 251L14 254L13 255L10 254L8 257H5V258L2 257L1 256L3 253L2 251L5 248H7L8 246H10ZM244 244L246 246H244ZM247 244H248V246H247ZM200 246H201V248H200ZM253 248H255L254 249L255 251L251 250ZM239 249H241V250H239ZM192 250H189V248H188L187 250H184L182 252L179 251V253H178V251L174 252V254H173L174 256L171 259H174L173 261L176 264H183L185 262V258L187 257V255H189L191 253ZM260 250H262V251H260ZM112 251H113V249H112ZM149 251H152V252L147 251L148 252V254H147L145 251L146 254L144 253V255H147V256L136 257V256H138V254H136V256L131 255L130 257L125 258V260H123V262L125 261L124 264H137L140 261L142 262V264H144V262H146L145 264L150 263V261H148V260H152L153 257L155 255H157L158 253L153 252V250H149ZM257 252H259V253H257ZM40 253L42 255H40ZM155 253H157V254H155ZM151 254H152V256H148ZM255 254H257V255H255ZM236 255H238V256H236ZM147 257H150V259H148ZM129 258H130V260H127ZM171 259H168V261L166 260L165 263L163 261L162 264L169 263L170 262L169 260H171ZM126 260H127V262H126Z\"/></svg>",
	"mask_w": 264,
	"mask_h": 264
}]
</instances>
